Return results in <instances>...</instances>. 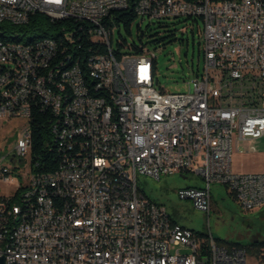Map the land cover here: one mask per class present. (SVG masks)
<instances>
[{
    "label": "built area",
    "instance_id": "built-area-1",
    "mask_svg": "<svg viewBox=\"0 0 264 264\" xmlns=\"http://www.w3.org/2000/svg\"><path fill=\"white\" fill-rule=\"evenodd\" d=\"M128 4L0 0V23L22 24L27 9L79 21L60 29L69 46L59 39L0 41V118L26 119L0 156V182H9L29 156L24 134L32 104L49 109V102L58 103L50 130L59 157L49 172H33L29 162L27 179L17 187L20 202L13 200L18 189L0 193V256L5 264H264L244 246L219 244L180 225L137 185L139 174L156 180L197 175L203 185L176 193L206 217L212 184H223L244 209L264 205V169L238 174L231 167L234 142L264 136V0H135L140 19H201L203 70L182 92L155 87V55L148 49L114 52L113 28L105 22L112 20L109 5L121 11ZM84 35L94 51L81 43ZM54 51L75 55L76 64L54 66V90H47L45 64ZM70 131H77L76 140H68ZM32 189L40 196L28 203Z\"/></svg>",
    "mask_w": 264,
    "mask_h": 264
},
{
    "label": "rangeland",
    "instance_id": "rangeland-1",
    "mask_svg": "<svg viewBox=\"0 0 264 264\" xmlns=\"http://www.w3.org/2000/svg\"><path fill=\"white\" fill-rule=\"evenodd\" d=\"M149 21H152L151 26L156 24V20L148 19L133 22L130 27L131 34H128L123 27H117L113 31V39L122 38L128 44L142 43L149 54L152 52L155 55L154 85L157 89L166 92L188 91L192 88L193 78L203 70V52L200 47L202 22H198L200 27L198 28L190 19H167L168 29L173 34L172 39L164 44L155 45L148 41L147 35L141 39L137 36V24L142 29H146ZM25 123L26 119L22 117L0 118V156L12 148ZM239 147H242V150ZM6 160L9 161V158ZM28 167L27 157L25 165L22 164L13 169L9 182H0V193L13 194L18 189V185L27 179ZM231 167L232 171L238 174L262 171L264 169V136L243 139L237 144L234 142ZM189 180L203 185L201 177L194 174H187L186 178L178 174L161 175L159 180L139 174L137 185L148 197L162 203L180 225L197 232L211 234L215 240H228L243 246H248L254 240H264V205L244 209L234 194L223 184H212L211 211L206 217L204 211L177 196V188ZM259 249L258 257L264 258V246Z\"/></svg>",
    "mask_w": 264,
    "mask_h": 264
},
{
    "label": "trees",
    "instance_id": "trees-1",
    "mask_svg": "<svg viewBox=\"0 0 264 264\" xmlns=\"http://www.w3.org/2000/svg\"><path fill=\"white\" fill-rule=\"evenodd\" d=\"M134 3L135 0H129V4L126 9L118 11H111L112 15L110 18L112 20L106 19V25L109 29L113 28V31L117 27H123L128 34H131L130 27L133 22H140L142 19L137 18L134 12ZM139 19V21H137ZM167 19L171 18H161L155 19V25L151 26V22L146 25V29H142L139 24H137V36L141 39L144 35H147L148 41L154 43L155 45L164 44L168 41H171L173 34L168 29ZM179 19V18H178ZM183 19H190L192 24H195L198 28V22L201 21L199 17H189ZM72 22H79L72 18L66 19H56L53 20L50 17L36 12L31 13L28 17V20L19 23H11L3 21L0 23V39L4 41H13L21 42L23 44L31 45L38 43V41H44V39H59L62 46H69V35L65 31L60 30L61 27L65 26L70 28ZM202 22V21H201ZM114 35V32H113ZM81 43L83 46L90 48L93 46L92 51H94L95 45L87 35H84ZM86 48V49H88ZM112 48L117 55L121 53H140L143 51L144 45L136 44L132 42L128 44L125 39L114 40L112 38ZM102 51L105 50V47L101 46ZM79 52L78 56L81 57V60L84 58L82 50ZM77 56V58H78ZM73 63H76L75 55H66L65 51H54V56L51 57V63L45 64V88L49 86L54 87V66H60V68H69ZM153 68L156 71V62L153 61ZM58 116L49 109L41 108L40 104H32L31 118L29 120V132H30V152H29V162L31 165V170L33 172H49L53 171L58 167L59 157L57 150L54 147V138L50 130L51 121H57ZM14 194L13 200L20 202L19 200V190ZM35 197H28V203H34ZM196 234L200 237H207V233L197 232ZM219 244H224L227 246L231 245H240L238 243L233 244L228 240H215ZM204 251L207 252V244L202 242ZM264 246V240L258 241L254 240L248 246H244L247 251L256 257H258L260 252L259 248ZM256 253V254H254ZM262 258V257H261Z\"/></svg>",
    "mask_w": 264,
    "mask_h": 264
},
{
    "label": "bare ground",
    "instance_id": "bare-ground-1",
    "mask_svg": "<svg viewBox=\"0 0 264 264\" xmlns=\"http://www.w3.org/2000/svg\"><path fill=\"white\" fill-rule=\"evenodd\" d=\"M114 10H118V5H109V12L114 11ZM33 12H34V9L25 10V20H22V23L27 21L29 15L31 13H33ZM3 21H7V22H11V23H19V20H15V19H5ZM0 41L3 42V43H6V44L27 45V44H23L21 42L4 41V40H1V39H0ZM73 64H76V63H73ZM72 65L69 68H71ZM45 89L54 90V87L53 86H49V87H47ZM49 107L58 116V103L57 102H49ZM61 107H69V100H61ZM76 139H77V131L68 132V140H76ZM24 143H30L29 128H27V130H25ZM30 196H34L35 200H38V196H40V189H32V191H29L28 197H30ZM34 203H35V201H34Z\"/></svg>",
    "mask_w": 264,
    "mask_h": 264
},
{
    "label": "crops",
    "instance_id": "crops-1",
    "mask_svg": "<svg viewBox=\"0 0 264 264\" xmlns=\"http://www.w3.org/2000/svg\"><path fill=\"white\" fill-rule=\"evenodd\" d=\"M180 175V177L182 178H186L187 177V174H178ZM188 185H197V186H201V185H198L196 184L193 180H189V181H186L184 184L180 185L179 187H182V186H188ZM190 202V201H189ZM170 216L172 217V215L170 214ZM173 219V217H172ZM174 220V219H173ZM175 221V220H174Z\"/></svg>",
    "mask_w": 264,
    "mask_h": 264
},
{
    "label": "water",
    "instance_id": "water-1",
    "mask_svg": "<svg viewBox=\"0 0 264 264\" xmlns=\"http://www.w3.org/2000/svg\"><path fill=\"white\" fill-rule=\"evenodd\" d=\"M0 264H5L4 257L0 256Z\"/></svg>",
    "mask_w": 264,
    "mask_h": 264
}]
</instances>
